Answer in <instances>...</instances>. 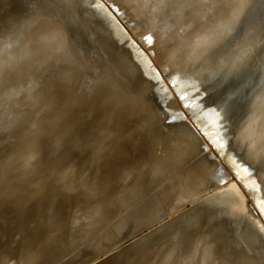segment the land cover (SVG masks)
<instances>
[{
  "label": "water",
  "instance_id": "1",
  "mask_svg": "<svg viewBox=\"0 0 264 264\" xmlns=\"http://www.w3.org/2000/svg\"><path fill=\"white\" fill-rule=\"evenodd\" d=\"M0 264H264V0H0Z\"/></svg>",
  "mask_w": 264,
  "mask_h": 264
}]
</instances>
